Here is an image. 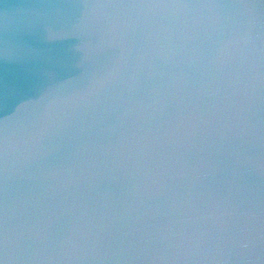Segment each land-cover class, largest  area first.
<instances>
[{
    "label": "clouds",
    "instance_id": "1",
    "mask_svg": "<svg viewBox=\"0 0 264 264\" xmlns=\"http://www.w3.org/2000/svg\"><path fill=\"white\" fill-rule=\"evenodd\" d=\"M0 264H264V0H0Z\"/></svg>",
    "mask_w": 264,
    "mask_h": 264
}]
</instances>
